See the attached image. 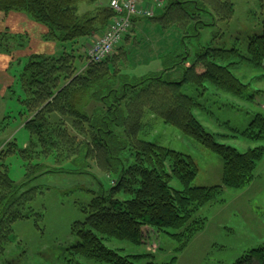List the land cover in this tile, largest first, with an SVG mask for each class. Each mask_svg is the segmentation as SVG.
<instances>
[{"label":"trees","instance_id":"1","mask_svg":"<svg viewBox=\"0 0 264 264\" xmlns=\"http://www.w3.org/2000/svg\"><path fill=\"white\" fill-rule=\"evenodd\" d=\"M258 1L264 32V0ZM110 2L0 0V17L24 14L46 28L48 42L73 46L71 51L65 48L59 56L32 55L15 75L24 94L20 99L24 105L22 120L30 141L20 149L13 140L0 151V258L11 243L17 222L43 218L31 207L43 192L38 188L26 191L23 188L41 175L55 173L44 164L50 159L61 164L84 157L109 175L118 174L109 190L103 188L98 197L83 207L85 220L72 227L79 242L70 248V255L84 264H177L178 256L162 262L150 250L154 235H167L181 243L177 253L184 251L206 228L207 219L201 210L216 203L223 188L238 189L250 182L263 159L264 146L240 152L218 142L195 115L196 109H206L205 104L184 94L183 87L194 85L202 90L200 95L214 88L219 96L225 93L240 100L256 101L262 92L248 97L246 86L231 67L244 60L264 70V33L249 38L246 53L200 46L190 66L187 50L185 55H175L176 64L158 74L133 78L135 83H118L135 51L125 48L132 34L101 63L90 62L85 48L91 38L102 36L116 17ZM82 3L91 10L80 14ZM159 6L160 3L154 6L153 17H136L133 23L143 19L162 33L183 34V40L200 37L203 27L208 26L203 22V14L211 16L216 23L230 21L235 13L232 0H165V6L158 13ZM134 42L139 44L137 39ZM25 43L7 30L0 34V53L13 55ZM74 46H79V56ZM78 58L84 63L81 69L76 65ZM177 68L183 71L181 81L168 80L167 76ZM13 87L9 88L11 92ZM87 96L102 104L91 117L81 111ZM147 116L161 118L220 155L224 162L223 184L192 186L198 168L191 157L140 139ZM112 125L123 129L125 143L134 157L129 166L115 157L120 148ZM235 132L253 141H264V115H255L245 131ZM14 155L22 158L27 171V179L21 184L9 174L7 159ZM174 181L182 187H175ZM112 241L147 246L148 252L128 253L125 249L110 247L108 243ZM234 264H264V248L252 249Z\"/></svg>","mask_w":264,"mask_h":264},{"label":"rangeland","instance_id":"2","mask_svg":"<svg viewBox=\"0 0 264 264\" xmlns=\"http://www.w3.org/2000/svg\"><path fill=\"white\" fill-rule=\"evenodd\" d=\"M147 1L151 7L154 6V0ZM232 2L235 13L230 21L217 20L214 23L211 16L203 14V22L208 26L203 27L200 37L196 39L183 40V34L171 32L166 34V42L159 44L157 41L160 34L157 31L153 32L151 27L138 30L137 33L130 31L133 35L127 46L125 43V48L135 51L118 83L121 81L135 83L134 79L158 74L176 64L175 55H185L187 50L189 51L187 64L190 66L200 46L225 50L238 49L246 53L249 38L264 33L260 20L259 1L232 0ZM79 10L80 14H83L91 8L82 3ZM189 10H192L191 6ZM192 33L196 34L194 30ZM135 35L138 36V39L135 38L139 44L134 42ZM99 39H101L99 35L91 38L85 48L92 47ZM12 44L15 45L16 41H12ZM28 45L29 42L26 41L23 48ZM72 47L71 43L57 44L55 55H61L65 48L71 51ZM78 47L74 46V49L77 50ZM80 54L81 52L77 50L76 55ZM13 56L9 55V58ZM28 61L27 57L21 65L14 66V73L19 74ZM76 65L81 69L84 63L78 58ZM231 71L246 86L248 97L262 92L256 101L240 100L225 93H220L219 96L214 92V88L200 95L202 90L194 85L184 86L183 93L205 104L206 109H196L195 115L207 131L216 136L218 142L245 152L264 146V141H253L235 132L245 131L255 115L259 113L264 115V70L241 60L237 66L231 67ZM182 77L183 71L177 68L167 76V79L179 82ZM22 97H24L23 90L16 83L13 92L8 90L4 99L8 115L2 116L0 103V151L11 140H15L20 149L25 148L30 141L29 132L22 127L24 118L22 115L24 105L20 102ZM100 108L102 104L96 98L89 96L81 105L82 113L89 117ZM144 122L146 128L140 134V139L192 158L198 168L192 186L212 187L223 184L224 162L220 155L159 117L147 116ZM112 126L116 131V141L120 148L115 157L125 161L129 166L133 163L134 157L125 143L123 129ZM7 164L10 177L17 184L26 181L27 171L22 158L18 155L10 156ZM44 164L48 170H53L55 173L41 175L23 188V191L41 189L43 194L31 207L37 214H42L43 218L32 217L14 225L11 243L0 258V264H84L83 260L76 261V258L70 255V248L79 242L78 237L72 232V227L74 223L85 220L83 207L98 197L103 188L109 190L113 181L118 179V174L109 175L93 161L84 157L75 161L66 160L61 164H56L50 159ZM250 180L238 189L223 188L216 203L201 210V215L207 219L206 228L184 251L177 253L176 250L181 243L163 233L158 237L154 235L150 250L154 251L162 262L169 261L172 256H178L177 264H234L252 249L264 248V153L263 159L254 170V178ZM172 184L175 187H182L175 181ZM108 245L125 249L128 253L148 252L147 246H134L128 242L112 241Z\"/></svg>","mask_w":264,"mask_h":264},{"label":"crops","instance_id":"3","mask_svg":"<svg viewBox=\"0 0 264 264\" xmlns=\"http://www.w3.org/2000/svg\"><path fill=\"white\" fill-rule=\"evenodd\" d=\"M149 1L141 0V6L149 7ZM160 6L156 12H160L161 9L165 6V0H154V6L159 4ZM134 29V33H137L138 30L144 29L146 27H151L153 32L157 31L160 35H158L159 44L166 42V34L160 32L158 27L151 26L148 22L143 21V19H138V21L132 25ZM10 31L11 33L17 35L23 42L28 41L29 45L26 48H20L16 51L13 57L10 59L9 55L0 53V103L2 105L1 112H3L2 116H6L9 114L7 108H5L4 99L8 93L9 88L16 84V78L13 70L14 66H19L23 63L25 58H29L32 55H55L57 51V44L48 42L45 39V35L47 33L46 28L37 24L36 22L30 20L24 14H11L7 17H0V34L5 31ZM136 31V32H135ZM133 35V33H132ZM163 35H165L163 37ZM134 36V40L136 39ZM163 37V39H162ZM149 46V45H148ZM159 46L157 47V49ZM162 50V49H161ZM13 73V74H12ZM8 112V113H7ZM6 120V117L4 118ZM24 128V126L22 125ZM13 141V140H11ZM10 142V141H9ZM28 145V143H27ZM26 146V145H25ZM27 147V146H26Z\"/></svg>","mask_w":264,"mask_h":264},{"label":"built area","instance_id":"4","mask_svg":"<svg viewBox=\"0 0 264 264\" xmlns=\"http://www.w3.org/2000/svg\"><path fill=\"white\" fill-rule=\"evenodd\" d=\"M110 7L116 17L101 39L92 47L86 48V55L90 62L101 63L109 58L130 33L134 18L155 15V7L141 6V0H111Z\"/></svg>","mask_w":264,"mask_h":264}]
</instances>
